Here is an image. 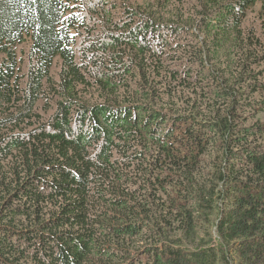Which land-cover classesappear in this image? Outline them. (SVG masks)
<instances>
[{
    "label": "trees",
    "instance_id": "1",
    "mask_svg": "<svg viewBox=\"0 0 264 264\" xmlns=\"http://www.w3.org/2000/svg\"><path fill=\"white\" fill-rule=\"evenodd\" d=\"M256 5L0 0V264H264Z\"/></svg>",
    "mask_w": 264,
    "mask_h": 264
},
{
    "label": "rangeland",
    "instance_id": "2",
    "mask_svg": "<svg viewBox=\"0 0 264 264\" xmlns=\"http://www.w3.org/2000/svg\"><path fill=\"white\" fill-rule=\"evenodd\" d=\"M259 6L256 5L252 13H250L246 23L250 26L258 29L263 41H264V15L259 11ZM18 64L20 66V75L25 73V69L28 65V43H25L17 47ZM259 119L264 122V111L259 115Z\"/></svg>",
    "mask_w": 264,
    "mask_h": 264
}]
</instances>
